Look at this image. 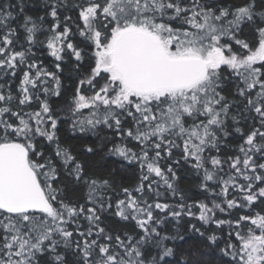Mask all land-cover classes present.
I'll return each instance as SVG.
<instances>
[{
	"label": "snow or ice",
	"instance_id": "obj_1",
	"mask_svg": "<svg viewBox=\"0 0 264 264\" xmlns=\"http://www.w3.org/2000/svg\"><path fill=\"white\" fill-rule=\"evenodd\" d=\"M0 264H264V0H0Z\"/></svg>",
	"mask_w": 264,
	"mask_h": 264
},
{
	"label": "trees",
	"instance_id": "obj_2",
	"mask_svg": "<svg viewBox=\"0 0 264 264\" xmlns=\"http://www.w3.org/2000/svg\"><path fill=\"white\" fill-rule=\"evenodd\" d=\"M27 3L29 4H32V3H35L37 2V0H26ZM28 11V14H34V12L36 11V9H33L32 7H29L27 9ZM64 136L67 138V141L68 143L70 144H75L76 143V140L71 136V133H68L67 131L64 133ZM91 139H95V138H91ZM112 158H109V161L111 160ZM106 162L105 161H100V166H103ZM127 183H134L133 180H129L127 181ZM192 184H193V179L190 177V176H182V179H181V186L186 188V189H189L192 187ZM122 225H119L117 223H113V227H121ZM198 241L196 239H193V238H188L187 239V243L184 245L185 248H192V247H197L198 245Z\"/></svg>",
	"mask_w": 264,
	"mask_h": 264
}]
</instances>
